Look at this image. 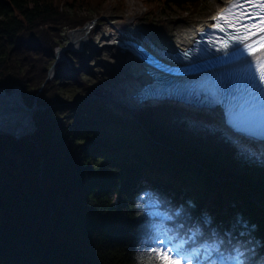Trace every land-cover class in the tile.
<instances>
[{"label": "trees", "instance_id": "16d2710c", "mask_svg": "<svg viewBox=\"0 0 264 264\" xmlns=\"http://www.w3.org/2000/svg\"><path fill=\"white\" fill-rule=\"evenodd\" d=\"M107 1L0 0V86H20L32 105L60 30ZM145 1L154 11L196 16L210 0ZM72 52L76 67L83 52ZM61 63L55 81L65 73ZM72 79L83 92L94 88L76 73ZM55 81H46L38 103L61 101ZM56 108L34 112L30 135L0 133V264H182L162 248L163 236L179 253L191 251L190 264H218L228 251L239 264H264V147L213 154L159 127L148 110L134 122L141 140L128 133L86 140L95 128H84L80 109L55 122ZM116 145H128L134 158H111Z\"/></svg>", "mask_w": 264, "mask_h": 264}, {"label": "rangeland", "instance_id": "374dc122", "mask_svg": "<svg viewBox=\"0 0 264 264\" xmlns=\"http://www.w3.org/2000/svg\"><path fill=\"white\" fill-rule=\"evenodd\" d=\"M65 1L66 0H62L61 4ZM67 1L72 2L75 0ZM91 1L93 3L91 6L99 2V0ZM225 1L226 0H210L204 11L196 16H185L181 13H164L160 10L154 11V7L150 6L145 0H108L107 2L102 3L99 13H96V11L92 9L82 11L83 13H88L90 15L88 18L84 19L81 24L88 19L97 16L100 18L99 26L97 30H94L91 33L88 38L89 41L88 39L86 40L82 49L83 57L80 59L81 63L79 62V65L76 67L73 66V64L76 60L78 61V59H75L76 57L71 50L64 51L62 55L58 52L63 47L61 45L66 42L69 28L60 30L61 36H58V39H56L59 44L55 46L54 51L55 57L63 56L62 59L64 60L61 63V68L65 73L55 81V67H57L58 62L54 66L52 64L49 69V75L46 77V80L39 85L38 91H36V96L38 97L41 93L46 81L52 80L55 81L56 86L60 91L59 94L61 101H58L59 103L57 102L56 104H40L35 96L33 103L34 101H37L39 106L35 111L55 105L57 108L54 111V115H52V120L58 122L61 121V119L63 120L66 118L74 109H80V117L83 122H85L84 118H88L86 119L88 121L84 123L87 126L84 128H95L93 133L86 137V140L100 141L109 138L114 139L116 136L124 135L125 133H128L134 141H136V139L141 140L142 132L140 129L136 128V125L134 124V122H140L139 116H127L116 109L108 100L109 97H113V90L115 89L116 83H125L123 74L117 73L116 69L113 68L114 66L107 61L106 58L108 52L105 50L106 48H103L104 50L101 48L103 44V36L114 27L110 22L115 21L117 26H126V24L129 23V20L135 17L136 21H141L144 26L149 28V33L154 32L161 38H169L174 37L177 31L190 26L192 23L198 24L204 19L211 18L217 9L223 6ZM156 11H159V13ZM157 16L162 17L163 20H158ZM110 18H112L113 21L108 20ZM60 26L61 25H58V27ZM67 66L74 70H67ZM73 73H76L85 82L93 85L94 88L83 92V89L72 79ZM16 87L21 91L20 86ZM14 88L10 90H13ZM80 96H84V98H80ZM21 97L23 102L27 104L22 91ZM80 99L86 100L80 102ZM87 101H92L93 104L90 105V108H82L81 104ZM100 107L105 109V113L99 111ZM144 110L150 111L153 121L158 124L159 127L177 131L181 134L184 140H189L194 143H202L205 149L213 154L225 152L227 149L242 145L257 148L264 147V142L262 143L255 139V141L248 140V137L236 133L232 127H229V125L224 122L221 116L217 118L212 109L207 111L188 109V107L172 101H153L142 103L139 113ZM180 119L188 120L187 126L182 127ZM35 120L36 117L34 116L35 127L32 130V133L37 129L38 125V123H35ZM136 131L138 133H136ZM127 146L128 145H116L106 154H109L111 158L126 154L133 159V151L127 149ZM115 147L118 149L116 150Z\"/></svg>", "mask_w": 264, "mask_h": 264}, {"label": "bare ground", "instance_id": "6f19581e", "mask_svg": "<svg viewBox=\"0 0 264 264\" xmlns=\"http://www.w3.org/2000/svg\"><path fill=\"white\" fill-rule=\"evenodd\" d=\"M211 21V18H208L199 22L193 31L184 34L176 41L178 47L184 48L189 45L193 38L205 26L211 23ZM128 32L131 33L125 26H114L103 36V44L101 48H106L105 50L108 52L106 58L107 61L115 67L117 73L123 74L125 80L124 84L116 83L115 89L113 90V97L108 98L109 102L127 116L138 117L142 105L138 91L148 83L146 81H148L147 77L149 76H145V73L142 72V66L139 65L137 61H133L131 53L126 54L124 51L120 50L119 46L116 44V38L118 36H123ZM87 37L88 35H86V31H84L83 28H76L68 33L66 42L61 46H63V48L68 44L73 46V48L69 47L68 49H65V51H82ZM63 48L58 51L60 55L64 52ZM62 58L63 56L59 58L61 62L64 60ZM22 103L23 100L17 88L12 92H7L4 88H0V129L6 130L17 136L30 133L34 129L35 110L33 112L28 111L20 106ZM212 111L217 118L223 116V112L219 109H212ZM226 124H228L229 127H232L236 133H240L239 135L248 137V140L253 141L255 139L262 143L264 142V135L250 134L240 131L237 127L232 126L227 121Z\"/></svg>", "mask_w": 264, "mask_h": 264}, {"label": "water", "instance_id": "95a60500", "mask_svg": "<svg viewBox=\"0 0 264 264\" xmlns=\"http://www.w3.org/2000/svg\"><path fill=\"white\" fill-rule=\"evenodd\" d=\"M73 48V46L72 45H67V46H65L64 48H63V50L65 51V49H68V48ZM57 62H59V57L57 56L56 57V60H55V62L53 63V66L57 63ZM53 68V67H52ZM114 69H115V67H113ZM21 107H23V108H25V109H27L28 111H30V112H33L36 108H38L39 106H38V103H37V101H34V103L32 104V105H28V104H26L25 102H23L21 105H20ZM0 133H6V134H12V133H10V132H8V131H6V130H3V129H0ZM32 133V131L29 133V134H31ZM28 134V133H27ZM14 135V134H13ZM23 135V134H22ZM25 135V134H24ZM15 136H17V135H15ZM19 136V135H18Z\"/></svg>", "mask_w": 264, "mask_h": 264}, {"label": "built area", "instance_id": "2783aa9c", "mask_svg": "<svg viewBox=\"0 0 264 264\" xmlns=\"http://www.w3.org/2000/svg\"><path fill=\"white\" fill-rule=\"evenodd\" d=\"M0 88H3L2 86H0ZM17 88V87H16Z\"/></svg>", "mask_w": 264, "mask_h": 264}]
</instances>
